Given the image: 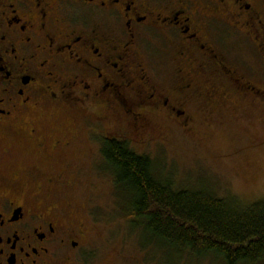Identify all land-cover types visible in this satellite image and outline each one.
<instances>
[{
	"label": "flooded vegetation",
	"instance_id": "flooded-vegetation-1",
	"mask_svg": "<svg viewBox=\"0 0 264 264\" xmlns=\"http://www.w3.org/2000/svg\"><path fill=\"white\" fill-rule=\"evenodd\" d=\"M231 36L264 62V0H0V264H100L96 223L61 202L68 177L83 152L98 171L107 141L132 149L119 123L186 125L196 95L229 99L222 81L263 96L228 67Z\"/></svg>",
	"mask_w": 264,
	"mask_h": 264
},
{
	"label": "rangeland",
	"instance_id": "rangeland-1",
	"mask_svg": "<svg viewBox=\"0 0 264 264\" xmlns=\"http://www.w3.org/2000/svg\"><path fill=\"white\" fill-rule=\"evenodd\" d=\"M232 41L236 43L232 45ZM230 42L233 56L228 67L245 74L264 90V62L250 51L251 44L246 40L231 36ZM208 77H201L205 80L202 82L206 83ZM221 84L229 99L222 105L196 95L187 107L192 120L186 125L157 119V131L144 134L131 125L119 123L114 133L133 139V151L147 156L154 173L160 179L168 178L175 189L204 190L220 198L250 204L264 199V94L250 98L223 81ZM76 116L77 112L66 110L54 118L70 126ZM78 145L87 149V141L80 140ZM69 156L66 157L70 159ZM80 162L85 171L81 176L68 177L69 183L76 181L61 202L72 203L80 212L85 209L81 216L96 223L100 264H166L168 260V264H223L213 256L196 257L186 252L173 254L171 259L154 242L147 243L149 235L142 232L125 208L124 197L116 191L107 165L102 162L98 171H90V161L84 152Z\"/></svg>",
	"mask_w": 264,
	"mask_h": 264
},
{
	"label": "trees",
	"instance_id": "trees-1",
	"mask_svg": "<svg viewBox=\"0 0 264 264\" xmlns=\"http://www.w3.org/2000/svg\"><path fill=\"white\" fill-rule=\"evenodd\" d=\"M103 148L116 191L149 235L147 243L154 242L171 259L186 252L223 264L264 263V199L242 204L204 190L175 189L154 173L147 156L116 141Z\"/></svg>",
	"mask_w": 264,
	"mask_h": 264
}]
</instances>
